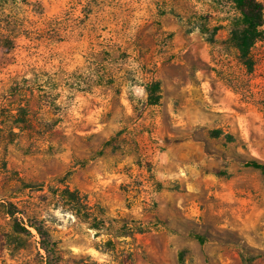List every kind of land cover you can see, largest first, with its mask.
Here are the masks:
<instances>
[{"label": "rangeland", "instance_id": "1", "mask_svg": "<svg viewBox=\"0 0 264 264\" xmlns=\"http://www.w3.org/2000/svg\"><path fill=\"white\" fill-rule=\"evenodd\" d=\"M236 16L230 0H0V264H44L6 202L59 264H264V173L241 163L264 162V37L248 72Z\"/></svg>", "mask_w": 264, "mask_h": 264}, {"label": "trees", "instance_id": "2", "mask_svg": "<svg viewBox=\"0 0 264 264\" xmlns=\"http://www.w3.org/2000/svg\"><path fill=\"white\" fill-rule=\"evenodd\" d=\"M231 4L237 10V16L231 23L228 39L237 51V58L245 69L250 72L253 69L254 61L252 58V48L257 41L264 37V3L261 0H230ZM207 41L212 42L213 37L210 35ZM147 99L150 104H156L160 98V83L157 80L150 81L146 84ZM212 136H223L229 141H233V135L224 133L221 129H213ZM241 163L250 166L264 173V162L252 158L243 160ZM59 194L64 198L65 203L74 210V212L85 219H91L95 227L102 225V220L97 216H91L86 201V196L77 189L64 187L59 190ZM4 212L10 216L13 221L11 225L12 236L18 240V247L23 248L25 245L21 242L25 237H33L31 229H34L38 237L39 248L43 250L44 264H59L63 256V251L59 247L58 241L52 238V235L42 224L34 217H28L26 220L18 216L17 207L10 203H2ZM126 226V225H125ZM126 228H129L126 226ZM140 230V229H139ZM199 241L205 239L202 235L196 234Z\"/></svg>", "mask_w": 264, "mask_h": 264}]
</instances>
